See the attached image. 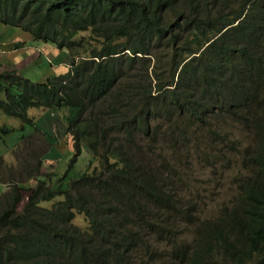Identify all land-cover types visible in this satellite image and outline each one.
Here are the masks:
<instances>
[{
	"label": "trees",
	"instance_id": "obj_1",
	"mask_svg": "<svg viewBox=\"0 0 264 264\" xmlns=\"http://www.w3.org/2000/svg\"><path fill=\"white\" fill-rule=\"evenodd\" d=\"M0 25L66 52L69 63L66 73L41 82L0 72V113L19 123L0 125V147L12 132L21 142L27 127L36 129L30 110H45L51 121L66 109L63 129L74 153L61 175L37 162L33 187L11 183L0 192V264H264V0H0ZM161 48L173 50L172 72L158 85L149 67ZM211 110L243 130L252 122L250 176L198 237L161 247L165 235L172 240L175 218L193 217L160 180L171 168L155 154L161 133L151 123L168 122L163 136L180 151L176 142L187 131L179 132L177 119L205 122ZM84 153L88 160L71 179ZM6 171L11 178L0 156L1 182ZM79 215L85 228L73 224Z\"/></svg>",
	"mask_w": 264,
	"mask_h": 264
},
{
	"label": "rangeland",
	"instance_id": "obj_2",
	"mask_svg": "<svg viewBox=\"0 0 264 264\" xmlns=\"http://www.w3.org/2000/svg\"><path fill=\"white\" fill-rule=\"evenodd\" d=\"M164 13L166 17L171 16L170 12ZM21 40L25 41V36L21 35ZM17 43L20 44L21 42ZM25 45L27 47L17 54L14 63L0 56V72L17 71L21 67H28L26 71H23L22 76L34 82H41L67 72L64 67L65 63L60 66V61H67L68 55L66 52L56 49L58 52L56 58H53V56L44 54V49H42L43 58H37L38 52L35 55L32 54L35 50H38L30 48L29 44ZM151 56L149 70L151 72L155 70L156 75H158L153 84L163 85L171 79L172 71L169 70V61L173 56V50H170V48L157 49L151 52ZM34 57L37 59H32ZM30 69H32L31 72ZM255 111L262 112L259 108L255 109ZM66 112V109L57 111L53 113L52 120L48 121L45 110H30L28 115L32 118L36 129L27 127L24 134L29 136L21 142L18 137L19 133L14 134L12 132L4 143L3 148H0V156H2L4 162L14 166V168L10 169L13 172V181L15 183L19 181V174L24 176L23 181L25 182L20 185L22 189L27 190L34 186L32 181L29 180L30 178L36 177L40 179L33 172L37 167V162L43 165L42 168L46 167L45 170L48 172H52L55 169L61 175L68 170L69 161L74 153L71 148V136L69 133L66 135L63 129V118ZM217 113L219 112L211 110L210 114L206 115L205 122L192 120L193 118L187 113H183L187 114L185 118L183 117L184 115H181L177 119L176 127L179 132L185 129L187 131L186 137H181L176 142L180 151L177 149L172 150V146L170 147L171 142L167 141L163 136L169 128L170 124L168 122L158 119V122L154 121V123H151L153 129L157 126L161 133L156 138L155 154L159 157L161 155V159L171 168V172L173 171L169 175L166 173L161 174L160 180L170 185L167 189L173 192L172 197L174 195V198L179 200L185 209L190 208L193 217L190 223H187L184 218H175L177 227L175 231L172 229V240L170 241L168 235H165V243L161 247L165 246L170 249L175 245L179 248L192 241L193 238L198 237V227L203 223H208V221H216L220 217L222 210L225 208L229 209L238 195L239 184L244 178L250 176V159L256 151V138L252 134V122H249L247 128L243 130L238 120L233 122L230 116L224 115L225 113H220V118ZM11 119L2 114L0 116V122ZM17 129H20V127ZM210 130L218 134V140L211 141L208 133ZM137 143L143 148L145 139L139 137L137 138ZM161 159L157 158L153 163L156 164L157 162L160 165ZM87 160L88 154L84 153L79 158L78 164L69 169V177L71 179L76 178L80 174L83 163ZM99 165V161L96 160L89 172L94 167L98 168ZM25 171L30 174L29 177H26ZM54 174L56 176V173ZM9 175V172L6 171V177ZM54 178L53 181L56 182L57 179L54 180ZM4 189L5 187L0 185L1 193L4 192ZM27 199L28 193L23 192L18 211L22 209ZM58 200L60 198L52 202L54 203ZM52 202H44L41 206L51 207ZM73 224L80 228H85L88 225L87 220L82 215L76 216ZM172 227L174 226H167V228ZM157 249V245L152 246V250ZM179 260L181 258L171 259L170 264H180ZM155 264H162V262Z\"/></svg>",
	"mask_w": 264,
	"mask_h": 264
},
{
	"label": "crops",
	"instance_id": "obj_3",
	"mask_svg": "<svg viewBox=\"0 0 264 264\" xmlns=\"http://www.w3.org/2000/svg\"><path fill=\"white\" fill-rule=\"evenodd\" d=\"M5 34H6V39L4 40ZM21 35L25 36V38H26L25 41L21 40ZM17 42H21V43L19 44ZM25 44H29L30 48L38 50V51L35 50L34 53L32 54V55H35L38 52V54L36 55V57L38 56L37 58H43V56H42L43 53H41L42 49H44V52H45L44 54L49 55V56H53V58H56V54L58 51L54 47L47 45V44H42V43L40 46L38 44H34L33 42H31L30 37L27 36L26 34H24L23 32H20L18 30H14V29H8V28L0 25V56L1 57L5 58L7 60H10L11 63H14V61L16 60L15 58L17 57V54H19L22 49L27 47ZM11 45H13V46L11 47ZM16 45H18V46H16ZM36 57H34L32 59H35ZM32 59H30V60H32ZM43 61H44V59H43ZM60 62H61L60 66H62L64 63H66V61H64V60H62ZM51 66H52V64H51ZM64 67H65V69H67V65H64ZM27 68L28 67H26V68L21 67L17 71L23 72ZM0 116H1V113H0ZM1 124L7 125L8 127L10 125H11L10 127H15V126L17 127L19 125V123L17 121H11V120L1 121L0 125ZM0 148H3V146H1Z\"/></svg>",
	"mask_w": 264,
	"mask_h": 264
},
{
	"label": "clouds",
	"instance_id": "obj_4",
	"mask_svg": "<svg viewBox=\"0 0 264 264\" xmlns=\"http://www.w3.org/2000/svg\"><path fill=\"white\" fill-rule=\"evenodd\" d=\"M51 46V45H50ZM53 47V46H52ZM55 48V47H54ZM55 49H57V48H55ZM58 50V49H57ZM65 65H67V69L66 70H68V67H69V63H68V58H67V61H66V63H65ZM180 70V69H179ZM177 75V74H176ZM173 86H177V78H175L174 79V84H173ZM260 108H262V107H260ZM2 157V156H1ZM5 163V162H4ZM5 165H7L8 167H10V169L11 168H14V166L13 165H11L10 163H5ZM13 173V172H12ZM5 175H6V173H5ZM2 180H3V182H1L0 181V185H2L3 187H5V189H4V192H6L7 190H8V188H7V186L9 187V185H11V183H13L14 185H16V184H18V186H20L21 184H23L24 182H17V183H15L14 181H13V179H12V177L11 178H8V177H6V176H3L2 177ZM4 192H2V193H4ZM27 201V200H26ZM17 210H19V208L17 207ZM22 210V209H21ZM20 210V211H21ZM19 211V212H20Z\"/></svg>",
	"mask_w": 264,
	"mask_h": 264
}]
</instances>
